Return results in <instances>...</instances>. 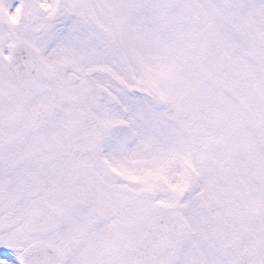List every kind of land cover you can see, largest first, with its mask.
I'll list each match as a JSON object with an SVG mask.
<instances>
[{"label": "flooded vegetation", "instance_id": "1", "mask_svg": "<svg viewBox=\"0 0 264 264\" xmlns=\"http://www.w3.org/2000/svg\"><path fill=\"white\" fill-rule=\"evenodd\" d=\"M37 21L38 18L33 17L30 12L25 20V23L29 24L24 27L22 38L30 35L29 27ZM4 28V19L0 17V36L4 35ZM47 44L48 48L53 45L49 39ZM61 48L60 51L53 47L50 56L46 58L45 78L36 94L29 98L10 100L8 97L0 98V137L3 145L0 154V250L12 253L14 250L46 242L57 248L63 264H198L196 247L194 248L193 245L187 247L186 242L185 244L182 242L175 256L169 260L164 258L165 253L162 252L164 249L155 253L149 250L151 236L148 226L151 220L162 214L175 216L173 213L181 210L179 208L183 202L178 195L177 198H173L167 210H164L161 209L164 207L162 199L149 189L148 183L141 185L133 178H128L125 179L126 183L121 184L117 178H114L111 171L109 174L105 172L106 169L104 172L101 171L103 163L101 149L108 150L104 159L112 165V151L117 149L115 142L124 143L125 153L132 145L133 107L132 104H128V98L123 99L122 86H119V83L123 84V82L117 77H115L116 81H111L113 71L109 70L113 67L114 71H117L121 65L110 52L114 58V64L106 63L103 65L105 70L100 78L96 76L95 81L83 83L77 87V91H71L70 63L64 56L63 45ZM2 66L0 64V70ZM230 70L233 71L234 77L230 98L233 100L235 97L239 101L241 98H248L251 103L243 107L238 105L233 107L232 116L238 118L235 129H223L221 132L216 130L213 133L216 138L211 143V150L206 154L207 166L211 167V176L222 174L232 165L240 167L254 165L257 168L259 165H264V109L259 111V106L254 104L261 98L264 100V89H261V84L254 79L252 83L245 81L244 79L248 77L247 73H236L233 68ZM248 74L253 77L254 73L250 69ZM79 80L81 81L74 80L73 83H82L83 78L79 77ZM127 85L128 83H125L126 93L130 94ZM100 86L106 87L115 97L109 96L106 102H101L98 98ZM16 88V91L21 93L19 85ZM212 95L214 94H210ZM37 96L40 98L33 100ZM117 98L121 100L119 101L121 105L124 101L126 102L119 112L116 107L118 106ZM74 101L81 103L82 109L87 112L83 114L85 118L82 127L80 124L78 128L74 127L68 115L70 103ZM59 102L64 105L63 110L66 111L62 118V130L59 133L63 144L46 147L42 141H38L36 145L29 147L31 137L36 136L28 134L27 124L30 123V119L35 121L31 118V110L36 105L44 104L51 111ZM196 102L195 100L194 103ZM90 103H92L91 106H89ZM105 106L107 109L104 108ZM38 125L42 124L31 123L33 129ZM102 126L107 129L100 130ZM103 134H106L107 143L102 148ZM87 141L92 142L94 146L85 145ZM74 143L81 144L74 146ZM195 144L192 145L196 147ZM45 158L50 160L48 163L52 170H64L60 172V176L49 173L47 177H38L36 170L40 169V164ZM12 170L19 171L23 177L12 181L8 175ZM212 180L214 182L217 178L214 177ZM19 188L24 193H18ZM119 188L127 192L124 197L126 204H121L120 211L110 209L109 214L106 215V224L81 226L74 221L70 223L71 230L73 229L71 232L69 226L63 225L65 221L63 218L67 216L65 210L69 206L68 200L77 201L84 208L91 210L93 207L102 206L105 202H116ZM220 191L219 187H212L211 192L206 196L207 204L200 206L205 208L203 214H207L205 221L208 227L206 228L210 232V242L215 245L214 253L207 256L209 264H236V254L231 247L240 236V230L246 222L242 214L230 209V194ZM165 192L162 191V194L165 195ZM186 193L185 198L188 200L189 209H185V212L190 213L194 218L197 215V195L190 189ZM167 194L168 196L165 197H174L171 191H167ZM57 195L66 201L57 207V211L62 215L61 226L56 232L43 236L39 233V229H44L47 223L52 224V222L37 221L35 216L37 204L44 201L52 205ZM253 195L255 201H258L259 191ZM85 203L94 204L86 205ZM223 211L225 216L233 212L232 226H229V221L222 214ZM118 223L122 224L119 226ZM196 228V226L191 228L192 233H196ZM60 231L61 236L57 235ZM71 236L73 240H70ZM54 237L55 241H53ZM185 237H188L186 231ZM190 237L194 240V236Z\"/></svg>", "mask_w": 264, "mask_h": 264}, {"label": "rangeland", "instance_id": "2", "mask_svg": "<svg viewBox=\"0 0 264 264\" xmlns=\"http://www.w3.org/2000/svg\"><path fill=\"white\" fill-rule=\"evenodd\" d=\"M36 1L44 7L45 17L59 18L49 25L54 33L51 40L54 47L57 44L64 45V53L68 56L70 64L82 67L81 76L86 73L85 69L93 64L112 61L108 54L110 49L121 65L118 75L125 81L134 83L139 91L152 92L150 97L136 93L132 103V97L128 99V104H132L134 109L135 122L132 137L135 161L132 167L133 176L138 178L147 176L146 179L151 187L157 186L161 189L169 187L170 181H176L177 178L186 182L189 177L197 175V199L206 205L208 180L205 176L209 178L211 167L205 164L204 150L210 147L209 141L206 143L193 140L190 143V138L187 137L189 134L184 132L176 134L175 130H179V126L167 123L164 114L171 105L181 108L184 113L183 128L186 130L188 128L185 124L189 119L193 100L198 94L209 93L214 94V101L221 112L220 132L236 125L238 118L231 116L233 112L231 108L229 109L225 97V91L229 89L228 80L233 77L229 70L232 67L231 59L234 53L242 54L245 58V67L240 69L239 73L264 67V0ZM0 2L4 3L6 21L5 38L0 40V60H2L12 52L13 45L21 34L18 32L19 25L14 24V20L17 17L15 6L23 2L22 0H0ZM52 4L53 9L50 6ZM58 4L62 5L60 12L57 11ZM34 9L32 8V11ZM34 13L37 15L36 10ZM44 26V23L38 22L33 25L32 32L34 28ZM36 37L32 33L29 38L36 42ZM45 41L46 36L42 35L40 42L44 44ZM48 51L44 52L48 53ZM75 67H70V77H75L77 73ZM254 75L258 77V81L264 83V73ZM1 79L4 80L2 75ZM74 87L72 86L71 89L74 90ZM9 90L4 89V92H10ZM125 95H122L124 100L127 98ZM10 97H13V92ZM261 103L260 100L254 102L260 109ZM236 104L241 107L239 100ZM62 107V105L58 106L51 117L53 130L54 125L62 120L57 117L62 116ZM76 108L77 104L72 103L71 110L75 111L71 119H78L80 115ZM228 120L230 123H227ZM153 131H163L164 134L155 136ZM193 143H196V147L191 145ZM123 146L117 149L122 151ZM147 149L148 153H146ZM192 154L195 158L193 164L190 156ZM180 158L181 166L179 163L176 164L177 161H181ZM141 161H145L146 165L139 164ZM188 161L191 162L187 163ZM249 167H244L243 170L253 172L251 179L248 176L254 187L250 192L253 194L259 188V200L254 202L246 199L244 194L247 186L243 182L233 184L229 196L237 202L239 207L237 213L242 214L245 222L249 224L264 255V165H259V168L254 165ZM192 169H195L196 173H192ZM17 174L15 171H10L9 177L15 180L18 178ZM120 177L125 175L122 174ZM239 189L242 191L239 192ZM67 203L69 205L71 203V207L68 206L67 209L69 214L67 223L72 219H78L82 223L86 208L83 206L80 208L77 202ZM188 208L187 204H183L177 214L190 227L193 218L190 213L185 212ZM71 213L76 214V218ZM222 214L229 221V226H232L233 212L231 211L227 216L224 211ZM206 216L207 214L203 215L199 211L196 217L198 228L197 236L194 238L195 250L198 255L201 253L202 257L206 255L203 262H199L197 257L198 264H209L207 254H213L215 251V245L209 239L210 232L204 223ZM186 240L189 247L192 239Z\"/></svg>", "mask_w": 264, "mask_h": 264}, {"label": "water", "instance_id": "3", "mask_svg": "<svg viewBox=\"0 0 264 264\" xmlns=\"http://www.w3.org/2000/svg\"><path fill=\"white\" fill-rule=\"evenodd\" d=\"M21 50L17 51V54L13 61L10 63L8 67H6V71L10 73L14 81L21 82L23 84V87L26 90H30L36 87L38 81L40 80L41 71L39 66V61L37 59V55L33 52V49L30 46H24V48H20ZM235 65H242L243 59L241 57H236L234 59ZM213 108L208 104H202L199 108V112L197 113V118L201 119L203 123L200 127H197L200 134L205 133L206 135L208 132L213 129V126L215 124L216 118L215 113H213ZM180 112L175 111L172 112V115L175 118L180 117ZM192 127V125L190 124ZM167 224L166 220H160L158 221V227L164 226ZM242 248H247L248 250L252 251V255L244 256L240 255L239 257L241 259V264H248L246 258H250L252 260V264H262L260 258L254 253L253 247H251V244L244 243ZM51 253V254H50ZM50 253H46L48 256L47 260L51 264H56V256L50 251ZM26 264H30L26 262Z\"/></svg>", "mask_w": 264, "mask_h": 264}]
</instances>
